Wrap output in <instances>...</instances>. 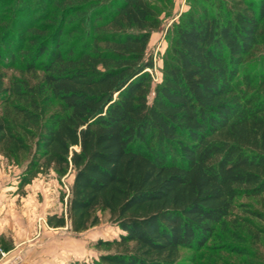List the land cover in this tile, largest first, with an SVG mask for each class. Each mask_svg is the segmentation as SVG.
Masks as SVG:
<instances>
[{
	"label": "trees",
	"instance_id": "trees-1",
	"mask_svg": "<svg viewBox=\"0 0 264 264\" xmlns=\"http://www.w3.org/2000/svg\"><path fill=\"white\" fill-rule=\"evenodd\" d=\"M173 2L0 0V63L44 72L0 73V151L26 156L21 186L74 172L50 225L109 212L122 233L89 264H178L264 194V0H189L154 83L147 49Z\"/></svg>",
	"mask_w": 264,
	"mask_h": 264
},
{
	"label": "rangeland",
	"instance_id": "rangeland-1",
	"mask_svg": "<svg viewBox=\"0 0 264 264\" xmlns=\"http://www.w3.org/2000/svg\"><path fill=\"white\" fill-rule=\"evenodd\" d=\"M150 1L161 5L158 0ZM188 8L189 0H174L167 7L162 5V25L152 33L147 49V57H152L154 64L147 70L154 83L162 80L170 45L169 28ZM19 65L20 62L11 68L0 63V73L7 86L22 78L35 82L44 74L42 71L33 74ZM261 66L259 63L257 68ZM8 99L0 103V113L13 97ZM26 165V156L7 157L0 151V264L27 263L34 258L41 259L40 264H89L108 253L107 247L97 245L98 241L113 240L122 233L108 211L99 212L100 224L81 233L73 232L69 223L64 227L48 223L54 214L67 218V200L74 172L69 170L61 175L51 169L29 185L21 186ZM250 211L261 214L262 218L251 215ZM178 264H264V194L256 198H238L226 226H218L204 248H181Z\"/></svg>",
	"mask_w": 264,
	"mask_h": 264
},
{
	"label": "crops",
	"instance_id": "crops-1",
	"mask_svg": "<svg viewBox=\"0 0 264 264\" xmlns=\"http://www.w3.org/2000/svg\"><path fill=\"white\" fill-rule=\"evenodd\" d=\"M40 261L43 262L41 259L34 258L32 261H28L27 263H21V264H40Z\"/></svg>",
	"mask_w": 264,
	"mask_h": 264
}]
</instances>
